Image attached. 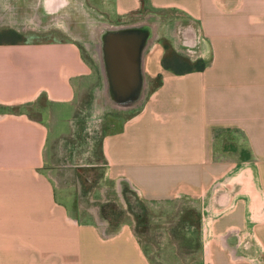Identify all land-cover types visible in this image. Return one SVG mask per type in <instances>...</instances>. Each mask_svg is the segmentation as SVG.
Returning <instances> with one entry per match:
<instances>
[{
    "label": "crops",
    "instance_id": "crops-1",
    "mask_svg": "<svg viewBox=\"0 0 264 264\" xmlns=\"http://www.w3.org/2000/svg\"><path fill=\"white\" fill-rule=\"evenodd\" d=\"M37 1L36 23L70 4ZM85 2L158 43L141 85L113 99L73 38L0 41V264H160L138 217L175 201L199 264H264V0ZM160 39L203 67L164 64ZM86 87L92 116L101 89V112L128 115L77 132Z\"/></svg>",
    "mask_w": 264,
    "mask_h": 264
},
{
    "label": "rangeland",
    "instance_id": "rangeland-1",
    "mask_svg": "<svg viewBox=\"0 0 264 264\" xmlns=\"http://www.w3.org/2000/svg\"><path fill=\"white\" fill-rule=\"evenodd\" d=\"M89 1L92 2V0ZM30 2H33V0H0V33L6 30L9 34L15 33L14 35H16V38L18 39L35 40L43 38L61 39L71 37L73 38V41L80 46L82 55L88 61L89 66L94 70L99 69V67L103 69L102 65H100L101 63L94 61V58L91 55V53H94L92 47L88 44L86 37L84 38L82 35L83 30H85V23L83 22V16L76 12L77 7L75 0H70V4H67V8H63V10L67 9V11L73 16L72 26L76 27L74 30L64 29L61 21H58V24H56V22L51 23L49 20V22L47 21L46 23H36L34 20V10L30 8ZM48 2L49 0H47V3ZM45 3L43 2L42 7H45L43 9L46 13L54 10H48ZM14 6L15 8H13ZM60 13L61 12L59 11L56 15ZM86 32L90 33L88 30H86ZM2 38L4 39V37ZM159 41L160 44L166 48L165 51L168 55L167 58L171 61L170 63L166 58V60H163V63L170 66H176L177 62L174 61V54L171 51L170 46L167 45V41L165 39H160ZM157 43L158 41H152L151 47L153 44L157 45ZM94 57L97 59L96 56ZM180 65L181 68L185 67V64ZM78 97V101H81V104H84L83 106L86 107V109L76 126L77 132H79L81 128H84L87 121H93V124L97 126L98 131L101 132L102 129H109L112 123L116 122L117 124V122L123 121L122 117L116 118L115 116L119 114H125L127 116L129 113L124 110L120 111L117 109H111L107 111L103 110V112L92 116L93 108H90V106L93 104L90 105V103L92 102L93 95L91 89L89 90V87L79 89ZM98 134L99 133H95L92 137L95 138ZM90 143L91 142L83 144L85 145V150H91ZM118 209L120 208L116 207V210ZM186 210L187 206H178V202L175 201L169 202V204L164 207L160 205L152 207L146 206L145 212L139 214L138 222L140 223H137V226H142L139 231L142 238L146 241V244L149 245V256L154 262L160 264H188V261H191V264H199L200 251L198 246H190L188 239L184 235V232L187 229V227H183V220L187 213ZM118 213L120 214L122 211ZM173 243L177 244V251H175L176 248H174ZM155 247L157 248L155 249Z\"/></svg>",
    "mask_w": 264,
    "mask_h": 264
},
{
    "label": "water",
    "instance_id": "water-1",
    "mask_svg": "<svg viewBox=\"0 0 264 264\" xmlns=\"http://www.w3.org/2000/svg\"><path fill=\"white\" fill-rule=\"evenodd\" d=\"M150 30L152 29L145 27L140 29L137 26H121L105 37L102 57L104 56L106 67L108 63L106 73L113 99L131 95L125 92L135 90L137 85H141L142 60L146 45L153 35ZM115 93H118L117 96Z\"/></svg>",
    "mask_w": 264,
    "mask_h": 264
},
{
    "label": "bare ground",
    "instance_id": "bare-ground-1",
    "mask_svg": "<svg viewBox=\"0 0 264 264\" xmlns=\"http://www.w3.org/2000/svg\"><path fill=\"white\" fill-rule=\"evenodd\" d=\"M75 1H76V7H77V14L79 13L83 16V19H84L83 22L85 23V30H83L82 35L84 38L86 37L88 44H90V46L92 47V51L94 52V55L97 57V59L99 60V63H101L100 65H102V67H103L102 70L104 71L105 86H106L104 91L106 90L108 92L109 86H110L109 85V78L107 76L108 73H106L108 63H107V67H106V62H105L104 56L102 57V48H103L104 44L106 43L105 37L108 34H110L111 32H113L114 29L121 27V25L108 23V21H106L105 19L98 17L97 13L89 8V6L86 4L85 0H75ZM49 21L50 22L61 21V24L64 27H66V29H68V30H74L76 28V27L72 26L73 16L68 11H64L61 14L53 16V18H51V20H49ZM39 22L40 21H38V23ZM86 30L90 31V33L86 32ZM150 31L153 35H152L150 41H148L146 47L149 46V43H151L153 38H154L155 29L153 28ZM102 91H103V89H101V91L100 90L98 91L97 97L95 99V112L97 114L100 113L102 111V109H105V108L108 109L112 106V105H110V101L108 99H105L104 91L103 92ZM107 95H108V93H107ZM107 95H106V98H107ZM113 103L115 105H117V103L115 101ZM86 127L89 128L88 132H92V131L95 132L94 128H96V126L94 124L86 125Z\"/></svg>",
    "mask_w": 264,
    "mask_h": 264
},
{
    "label": "trees",
    "instance_id": "trees-1",
    "mask_svg": "<svg viewBox=\"0 0 264 264\" xmlns=\"http://www.w3.org/2000/svg\"><path fill=\"white\" fill-rule=\"evenodd\" d=\"M15 33H11L9 34L6 30L5 31H2L0 33V41H16V40H22V39H18L16 38V35H14ZM4 37V39L2 38ZM174 61L177 62L178 64H185V67H184V70H190V69H193V68H202L203 67V63H194V64H190L188 61L182 59V58H179L177 56L174 57Z\"/></svg>",
    "mask_w": 264,
    "mask_h": 264
},
{
    "label": "flooded vegetation",
    "instance_id": "flooded-vegetation-1",
    "mask_svg": "<svg viewBox=\"0 0 264 264\" xmlns=\"http://www.w3.org/2000/svg\"><path fill=\"white\" fill-rule=\"evenodd\" d=\"M89 124H93V122L90 121V122H88V125H89ZM94 130L96 131V128H94Z\"/></svg>",
    "mask_w": 264,
    "mask_h": 264
}]
</instances>
